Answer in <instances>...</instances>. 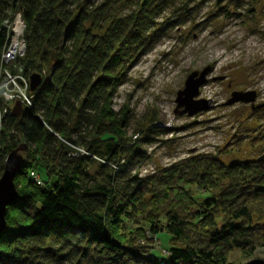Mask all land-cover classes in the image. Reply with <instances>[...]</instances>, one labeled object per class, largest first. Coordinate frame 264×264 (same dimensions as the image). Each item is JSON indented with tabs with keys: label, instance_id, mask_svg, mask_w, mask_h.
<instances>
[{
	"label": "trees",
	"instance_id": "trees-1",
	"mask_svg": "<svg viewBox=\"0 0 264 264\" xmlns=\"http://www.w3.org/2000/svg\"><path fill=\"white\" fill-rule=\"evenodd\" d=\"M168 1L133 0L98 34L111 0H0V83L18 70L40 77L17 118L0 96V176L12 151L21 160L0 264H227L233 251L264 249V223H251L264 212V157L224 164L193 154L148 176L128 173L141 153L127 143V108L111 101ZM171 1L178 26L195 0ZM16 15L24 51L3 64V23ZM160 234L168 246L153 253Z\"/></svg>",
	"mask_w": 264,
	"mask_h": 264
},
{
	"label": "rangeland",
	"instance_id": "rangeland-1",
	"mask_svg": "<svg viewBox=\"0 0 264 264\" xmlns=\"http://www.w3.org/2000/svg\"><path fill=\"white\" fill-rule=\"evenodd\" d=\"M132 1L111 0L96 33L132 12ZM194 3L186 8L193 7L187 20L172 26L179 3L168 1L155 17L151 44L112 98L114 111L127 108V143L141 153L128 159L130 175L148 176L193 154L212 155L224 164L264 155V0ZM203 72L205 82L192 98L197 104L189 108L206 103V109L190 117L179 114L183 107L176 108V93L192 73L197 79ZM233 93H251L253 102L226 105ZM155 128L166 134L151 133ZM251 223H264V212L253 214ZM167 240L165 234L158 235L152 252L163 254ZM251 260L263 261L264 249L255 248L250 256L233 251L227 264Z\"/></svg>",
	"mask_w": 264,
	"mask_h": 264
},
{
	"label": "water",
	"instance_id": "water-1",
	"mask_svg": "<svg viewBox=\"0 0 264 264\" xmlns=\"http://www.w3.org/2000/svg\"><path fill=\"white\" fill-rule=\"evenodd\" d=\"M204 72L201 73L197 79H194L196 74L192 73L189 77H187L183 90L176 93L174 101L176 108L183 107V110L180 111L179 114L185 113L188 117H190L194 113L206 109V103H204L203 107H195L193 109L189 108L191 105L196 106L197 104L192 101V98L196 96L198 88L205 82ZM39 84L40 77L38 75L32 74L28 77V89L30 92H33ZM181 96H184L185 99H181ZM237 102L250 104L253 102V94L233 93L231 94V98L226 102V105H231ZM21 110V104L18 101H15L9 111V114L10 116L17 118L19 117ZM17 151L18 149L12 151L6 156L0 176V234L5 225L4 217L6 214V208L11 205L16 198L13 178L21 167V160L16 155ZM262 157H264V155ZM245 264H264V260H251Z\"/></svg>",
	"mask_w": 264,
	"mask_h": 264
},
{
	"label": "built area",
	"instance_id": "built-area-1",
	"mask_svg": "<svg viewBox=\"0 0 264 264\" xmlns=\"http://www.w3.org/2000/svg\"><path fill=\"white\" fill-rule=\"evenodd\" d=\"M3 24L10 32L8 45L1 57L2 63L6 64L23 54V24L18 15L14 16L10 22L5 21ZM28 91V80H25L20 76V70H18L13 76H9L5 73V77L0 83V96L4 103L12 104L15 101H18L21 105L29 107L31 97L28 95ZM4 113L5 111L2 110L0 116H3ZM29 176L36 182V184H39L34 173H29Z\"/></svg>",
	"mask_w": 264,
	"mask_h": 264
},
{
	"label": "bare ground",
	"instance_id": "bare-ground-1",
	"mask_svg": "<svg viewBox=\"0 0 264 264\" xmlns=\"http://www.w3.org/2000/svg\"><path fill=\"white\" fill-rule=\"evenodd\" d=\"M7 22H10V21H7Z\"/></svg>",
	"mask_w": 264,
	"mask_h": 264
}]
</instances>
